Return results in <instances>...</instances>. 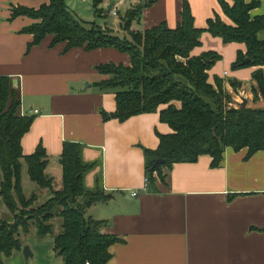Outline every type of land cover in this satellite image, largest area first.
<instances>
[{
	"label": "crops",
	"instance_id": "obj_1",
	"mask_svg": "<svg viewBox=\"0 0 264 264\" xmlns=\"http://www.w3.org/2000/svg\"><path fill=\"white\" fill-rule=\"evenodd\" d=\"M45 1L0 0V75L11 77L20 92L21 111L33 116L30 128L22 134V151L30 154L39 143L43 145L49 159L46 172L54 177L55 188L63 184L59 157L65 140L81 142L83 159L95 163L85 174V183L94 188L99 177L111 196L85 209L87 216L103 219L101 232L119 238L109 247L112 256L107 264H264V148L247 156L246 146L239 150L229 146L215 166L210 154L201 153L195 161L163 166L149 181L145 148L155 149L159 132L169 133L170 124L161 120L158 110L124 120L105 118L103 111L116 109V89L97 83L110 76L98 69L99 64H130V54L112 45L67 48L66 40L52 43V32L29 48L34 34L22 28L35 18L25 14L12 17V8L19 4L39 7ZM144 1L100 0L88 10L101 28L129 37V30L123 27L125 11ZM84 2L67 0L75 16L90 26L93 20L81 15ZM189 3L194 25L206 27L207 19L216 13L231 22L219 0ZM182 6L183 0L144 4L130 29L144 30L160 22L176 27L182 19ZM256 14H264V0L251 10L252 16ZM200 40L191 54L209 50L221 54L208 69L209 81L215 83L218 75L226 91L234 95L232 99L239 93L238 97L248 99L247 105L264 106V97L255 100L252 93V73L258 65L231 66L238 50H246V43L224 42L207 30ZM230 79L239 83L236 89ZM23 166L26 170L27 165ZM2 178L0 166V182ZM27 178L22 171L26 194L37 191L40 201L49 197L47 189ZM7 218H12V212L0 195V219ZM55 221L47 234L39 235L36 226L28 232L31 235L25 237L28 233H24L23 245L29 244L32 256H25L22 246L4 258L5 262L64 264L54 250V234L61 229Z\"/></svg>",
	"mask_w": 264,
	"mask_h": 264
},
{
	"label": "trees",
	"instance_id": "obj_2",
	"mask_svg": "<svg viewBox=\"0 0 264 264\" xmlns=\"http://www.w3.org/2000/svg\"><path fill=\"white\" fill-rule=\"evenodd\" d=\"M99 1L94 0V5ZM152 1L136 3L125 11L123 27L129 30V37L103 29L95 21L87 26L75 16L67 0H48L39 7L15 5L11 16L25 14L35 18L22 28L34 34L29 48L52 32V43L66 40L67 48L112 45L130 54V64H99L98 69L110 76L97 83L102 88L116 89V109L103 111L105 118L124 120L139 112L158 110L161 120L170 124L169 133L159 132L155 149L145 148L149 181L154 172L161 173L163 166L195 161L201 153L210 154L215 166L221 163L229 146L236 150L246 146L247 156L264 148V106H235L220 76H215V83L209 81L208 69L221 57L217 51L191 54L202 43L200 35L204 30L224 42L244 41L246 50H238L231 66L258 65L252 73V93L255 100L264 97V35H260L264 31V14L251 15L260 0H219L231 22L216 13L207 19L206 27L194 25L189 0H183L182 19L176 27L160 22L144 30L130 29L144 4ZM245 57H249L248 62L242 61ZM230 83L235 89L239 86L235 79H230ZM32 119L30 113L21 111L20 92L13 87L11 77L0 75V195L12 212L11 219H0V264H7L4 258L22 248V233L30 232L34 225L39 235L52 232L56 217L60 218L61 229L54 234V250L64 264H107L112 256L109 247L119 238L101 232L103 219L87 216L85 209L111 196L104 191L101 178L94 188L85 183L84 176L95 163L83 159L81 142L65 140L59 157L63 184L55 188L54 177L46 172L49 159L43 145L39 143L30 154L22 151V134L30 128ZM157 157L165 162L151 171ZM24 163L29 178L48 190L45 200L40 201L37 191L25 193L21 181Z\"/></svg>",
	"mask_w": 264,
	"mask_h": 264
},
{
	"label": "rangeland",
	"instance_id": "obj_3",
	"mask_svg": "<svg viewBox=\"0 0 264 264\" xmlns=\"http://www.w3.org/2000/svg\"><path fill=\"white\" fill-rule=\"evenodd\" d=\"M94 3V0H85V2L83 3L84 5L82 6V7H84L83 8V11H82V16L84 17V18H86V20H93L94 21V18H91L92 17V14L93 13H91V11H89L88 9L91 7V5H94L93 4ZM84 14V15H83ZM98 17V16H97ZM260 35L261 36H263L264 35V31H261L260 32ZM232 95V94H231ZM238 95H239V93H238ZM238 95H235V98L233 99V101H232V104L233 105H235V106H241L240 104H241V102L243 101V99H241L240 97H238ZM234 95H232V97H233ZM26 167V166H25ZM23 174H24V177L25 178H27V177H29L28 176V172H27V169L26 170H23ZM30 179V178H29ZM27 181H28V178H27ZM31 181V180H30ZM33 181V180H32ZM28 188V187H27ZM9 219H11V218H9ZM55 225H56V228H57V226L59 227V229L61 228V225H57V224H59L60 223V218H55ZM35 226V225H34ZM23 235H24V233L22 234V236H21V238L23 239ZM29 235H31V234H29L28 233V235L27 234H25V237H27V236H29ZM52 259H54L55 261H57V256L56 255H53V258Z\"/></svg>",
	"mask_w": 264,
	"mask_h": 264
},
{
	"label": "water",
	"instance_id": "obj_4",
	"mask_svg": "<svg viewBox=\"0 0 264 264\" xmlns=\"http://www.w3.org/2000/svg\"><path fill=\"white\" fill-rule=\"evenodd\" d=\"M110 6H111V5H110ZM110 6H109V7H110ZM242 61H243V62H248V61H249V57H245L244 59H242ZM241 98L243 99V101L241 102L240 105H241V106L246 105L248 99H246L245 96H243V97H241ZM164 160H165V159L162 158V157H157V158H155L153 165L150 167V170L153 171V169H154L156 166H159L161 162H165ZM23 252H24L25 256H27V257H28V256H32V251H31V249H30L29 244H24V245H23Z\"/></svg>",
	"mask_w": 264,
	"mask_h": 264
},
{
	"label": "built area",
	"instance_id": "obj_5",
	"mask_svg": "<svg viewBox=\"0 0 264 264\" xmlns=\"http://www.w3.org/2000/svg\"><path fill=\"white\" fill-rule=\"evenodd\" d=\"M112 12L116 14V12H115L114 10H113ZM133 194H135V195H136V194H138V192H136V191H133ZM50 264H51V263H50Z\"/></svg>",
	"mask_w": 264,
	"mask_h": 264
}]
</instances>
